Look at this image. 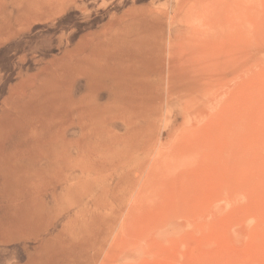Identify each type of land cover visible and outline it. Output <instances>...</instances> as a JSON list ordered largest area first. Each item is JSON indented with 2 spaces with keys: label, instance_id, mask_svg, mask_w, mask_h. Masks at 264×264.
I'll return each mask as SVG.
<instances>
[{
  "label": "rangeland",
  "instance_id": "rangeland-1",
  "mask_svg": "<svg viewBox=\"0 0 264 264\" xmlns=\"http://www.w3.org/2000/svg\"><path fill=\"white\" fill-rule=\"evenodd\" d=\"M12 1L0 0V264H264V0H65L22 19ZM102 56L119 75L98 76L95 99L84 71ZM125 57L152 95L122 97ZM78 102L91 103L83 124ZM135 105L147 116L133 122ZM132 122L150 150L129 164L139 183L112 196ZM8 182L35 194L30 211L20 193L6 208Z\"/></svg>",
  "mask_w": 264,
  "mask_h": 264
},
{
  "label": "bare ground",
  "instance_id": "bare-ground-1",
  "mask_svg": "<svg viewBox=\"0 0 264 264\" xmlns=\"http://www.w3.org/2000/svg\"><path fill=\"white\" fill-rule=\"evenodd\" d=\"M65 0H13L11 3L17 7L16 9V18L17 19H22L24 17H32V16H35V15H38L40 13H43L44 11H47V10H50L52 8H54L55 6H60L64 3ZM157 26H160V22H157ZM156 26V28H157ZM122 46H123V49H124V55L127 53V52H130L129 50L132 48L133 46V43L132 44H129V43H126V42H123L122 43ZM133 52V51H132ZM135 54V53H134ZM136 55V54H135ZM134 57V56H133ZM92 58V57H91ZM131 58V57H130ZM107 56H102L100 59H95L93 61V63L91 64L93 67H95V75H93V73H90L88 70L87 71H84V73L86 74L87 73V78H88V82L91 83V87L89 89V94L94 96V98H98V97H101L102 96V93H101V88L104 86L102 84V82H100L98 79H100L98 76H115V78L119 75L118 72L115 71L114 67H113V70H112V66L108 64L107 62ZM134 59V58H133ZM104 63V64H103ZM90 65V67H91ZM122 66V67H121ZM120 68L122 70V77H126L125 81L128 83L126 85L127 89L126 92H125V95L122 96L125 98V100L128 98H130L131 96V93L129 92H132V93H135V94H140V95H143L144 97L148 94V95H152L151 93L153 92L154 89H152L149 84L150 82L147 80V78H145L142 74H137V73H131L129 72V69H130V63L128 61V59L125 57L124 60H122L121 62V65H120ZM161 77L164 79L163 81L161 80V86L162 88H165L166 90V94L169 93L167 91H169L170 89H172V85H173V79H172V74H171V71H170V66L168 65L167 68H166V73H162L161 72ZM154 85V84H153ZM196 87V86H195ZM156 89V88H155ZM113 92H115L113 89L110 90V93L113 94ZM137 92V93H136ZM116 94V92H115ZM134 98H136L135 96H133ZM154 97V96H153ZM92 98V97H91ZM121 98V97H120ZM123 98V99H124ZM93 99V98H92ZM127 99V100H128ZM91 102H93L91 100ZM171 101L169 100V98L165 100V106H166V109H168V105ZM91 103H83V102H78V103H75V113H76V117L79 119V122L82 123L81 121H84L82 118L84 116H87L88 114H90V109H92L90 107ZM94 104V103H93ZM74 109V108H73ZM72 109V110H73ZM131 112L133 113V119L132 121L135 122V120L141 116V118L147 116L146 114H142L140 113L139 109H137V105L133 106L131 108ZM71 110V109H69ZM99 110V109H98ZM130 110V109H129ZM128 112V111H127ZM95 113V112H94ZM88 117V116H87ZM86 117V118H87ZM85 118V119H86ZM82 119V120H81ZM130 121V120H128ZM127 121V122H128ZM132 122V123H133ZM90 123V122H89ZM83 124V123H82ZM91 124V123H90ZM128 124H131V123H128ZM89 126V125H88ZM90 129V128H88ZM143 130V133L147 132L148 130L144 127L142 128H139L138 126L136 127L133 123V126L130 127L129 131H128V135H124V139L122 141V147L121 149H119L117 147L118 150L117 153L115 151V157L114 159L110 160L112 162L110 163H114L112 166L113 168H120L122 169L121 172L119 174L115 173L116 176H115V185L114 187L111 188V193H112V196H123V194H117L115 189H118L120 187H126L124 186L125 184L126 185H129V186H133L134 184L136 183H139L140 179H142L141 175L139 174H136V176L133 175V172L130 171L129 169V164L134 160V158L136 157V154L138 152H141L143 150H145L146 146H147V149L146 150H150V148L148 147V145L146 144V141L143 139L144 137H142L143 133H141V131ZM22 131V130H21ZM87 131V128H86V125L84 124L83 125V128H82V135H83V139H85L87 141L88 139V131ZM50 134V133H49ZM61 135V134H60ZM119 138V137H118ZM123 138V136H122ZM51 139V138H50ZM168 139V136L166 138H163L159 140V143L160 142H164ZM85 140L83 141V144H80L81 146H79L78 149L81 148V150L77 153V158H79V160L83 159V156L85 155V150L84 149V143H85ZM111 140V139H110ZM109 141V140H108ZM114 141V140H113ZM112 141V142H113ZM116 141V140H115ZM88 143V142H87ZM107 144H109L108 142H106ZM105 143V144H106ZM115 143V142H114ZM112 144V143H111ZM121 144V143H120ZM110 145V144H109ZM119 145V144H118ZM106 146V145H105ZM114 147V145H113ZM86 148V147H85ZM115 148V147H114ZM111 149H113L111 147ZM148 150V151H149ZM114 151V150H112ZM87 155V154H86ZM107 155H105L104 157H106ZM113 156V155H112ZM111 156V157H112ZM87 157V156H86ZM85 157V158H86ZM110 158V157H109ZM113 158V157H112ZM72 160V158H71ZM74 160V159H73ZM106 160V159H105ZM119 161V162H118ZM82 162V160H81ZM107 162V161H106ZM80 163V162H79ZM78 163V164H79ZM96 163V162H95ZM95 163L93 165H95ZM147 165L144 167V171H146L148 169L147 172H150V170H152V163L150 160H147L146 161ZM103 164V162H102ZM81 165V164H80ZM83 165V164H82ZM92 165V167H93ZM109 165V164H108ZM151 167H150V166ZM86 165L84 166H81V168L79 169L80 170V173H81V176L82 175H85V176H89L91 175V172L92 174L94 173L95 174V177H96V174H98V171H99V168H93L90 169L89 167H85ZM70 167V166H69ZM95 167V166H94ZM74 168V167H73ZM71 170V169H70ZM71 172V171H70ZM104 175V174H103ZM148 175V174H147ZM70 175L66 174V178H68ZM94 176V175H93ZM102 176V175H101ZM111 176V174H110ZM109 176V177H110ZM72 178L75 177V175L71 176ZM94 177V178H95ZM100 178V177H99ZM106 178V177H105ZM146 178H149V177H146ZM81 177L79 179V181H81ZM86 178H84L85 180ZM103 179V178H102ZM110 179V178H109ZM66 180V179H64ZM83 180V181H84ZM96 180V179H95ZM100 180V179H99ZM106 180V179H105ZM77 181V182H79ZM15 182V181H14ZM63 182V181H62ZM85 182V181H84ZM89 182V181H88ZM95 182V181H94ZM13 183V182H12ZM10 182H8V188H7V193L3 196H1L2 200L5 201L6 204V208H10L12 207L13 204H16L15 202H18L16 201V198L15 196H18L20 191L22 192V190H18V188L16 189V187H20L22 183L20 184H17V182L14 184H12ZM90 183V182H89ZM102 182L100 183H97L96 184V187L98 186V184L100 185L101 189H102V185H101ZM12 184V185H11ZM29 184V183H28ZM46 184H49V183H46ZM85 184H87L85 182ZM71 185V184H70ZM76 185V184H75ZM78 185V184H77ZM80 185V184H79ZM87 186V185H86ZM91 186V185H90ZM95 186V185H94ZM25 187V185H24ZM31 187V186H30ZM96 187L94 189H96ZM118 187V188H117ZM28 188V187H27ZM37 188V187H36ZM129 188V187H128ZM38 189V188H37ZM67 189V187H66ZM70 188H68L69 190ZM89 189V188H88ZM92 189H89L88 190V193H91L92 192ZM107 188H104V191L106 190ZM126 189V188H125ZM30 190V189H29ZM29 190L25 191L23 190L24 192L23 193H20V195L18 197L21 198L22 200V197L23 198H26L27 200H22L23 202H18L15 206V208H18V209H22L21 212L23 211V207H22V204L24 203L26 205V207L28 208V211H30L29 209H31V206L28 205V202L30 203L31 205V200L32 198L34 199V197L31 198V195H35V194H32ZM40 190V189H39ZM72 190V189H71ZM91 190V191H90ZM103 190V189H102ZM35 191V190H34ZM53 191V190H52ZM73 191V190H72ZM129 191V190H128ZM67 192V191H66ZM69 192V191H68ZM79 192V191H78ZM82 192V191H80ZM100 192V191H99ZM34 193V192H33ZM36 193V192H35ZM65 194V193H64ZM100 194V193H99ZM104 194V193H103ZM130 195V197L133 196L134 192H131V193H128ZM66 195V194H65ZM70 195H72L70 193ZM105 195V194H104ZM77 196V195H76ZM80 196V195H79ZM78 197V196H77ZM87 197V196H86ZM96 197H97V194H96ZM95 197V198H96ZM75 198V197H74ZM79 198V197H78ZM71 199V198H70ZM82 199V198H81ZM18 200V199H17ZM72 201V200H71ZM76 201V200H75ZM20 203V204H19ZM80 203V200L79 202ZM24 206V205H23ZM35 210V209H33ZM24 212V211H23ZM32 212V211H31ZM30 212V213H31ZM34 214V212H33ZM27 215V214H26ZM25 215V216H26ZM38 215V214H37ZM29 216V215H28ZM27 216V218H28ZM36 216V215H35ZM34 217V216H32ZM37 218V216H36ZM21 219V218H20ZM34 219V218H33ZM32 220V219H31ZM38 221V220H37ZM18 223L14 222L12 223L11 225H8V228H7V232H9L10 234H17V232H20L22 231L23 229H25L24 227H27L29 226L28 224L31 222L28 221V219L26 220H20L17 221ZM31 224V223H30ZM28 225V226H27ZM29 228V227H28ZM18 235V234H17Z\"/></svg>",
  "mask_w": 264,
  "mask_h": 264
}]
</instances>
